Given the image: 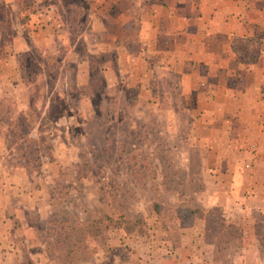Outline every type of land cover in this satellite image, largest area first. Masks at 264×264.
<instances>
[{"label": "rangeland", "instance_id": "374dc122", "mask_svg": "<svg viewBox=\"0 0 264 264\" xmlns=\"http://www.w3.org/2000/svg\"><path fill=\"white\" fill-rule=\"evenodd\" d=\"M44 1L0 7V78L22 84L1 95L0 143L13 149L9 164L28 171L27 193L42 194L26 201L16 228L0 227V264H264V193L245 190L257 149L250 118L244 137L222 136L223 106L185 98L177 75L123 67L112 45L71 40L64 58L41 27L60 19ZM74 12L61 13L73 21ZM13 31L22 32L18 52ZM25 111L28 123L8 124ZM235 167L243 174L232 186Z\"/></svg>", "mask_w": 264, "mask_h": 264}, {"label": "crops", "instance_id": "0c3cea01", "mask_svg": "<svg viewBox=\"0 0 264 264\" xmlns=\"http://www.w3.org/2000/svg\"><path fill=\"white\" fill-rule=\"evenodd\" d=\"M40 2L0 0V7L8 5L15 8ZM46 2L41 8L57 9L56 16L60 19L57 26L53 25L54 21L46 20L41 27L45 28L44 33L50 31L56 35L57 49L63 51L64 58L73 50L71 40L87 44L88 49H94L97 42L112 45L117 50V61L123 62V67L132 68L131 71L139 74L177 75L185 98L194 95L188 94L189 91L196 94L192 98L194 104L223 106L225 110L218 111L223 122L219 130L222 136L244 137L245 134L239 130H248L242 122H248L250 118V127L254 126L252 145L257 149H252L255 150L252 156L254 175L251 172L252 176H247L249 184L245 190L254 194V188L260 187L259 194L264 193L263 182L257 179L264 177V95L261 94L264 90V0H94L90 5H60V0ZM81 9L87 10L83 20H80L83 15L78 14ZM62 10L65 14L74 10L73 21H67ZM25 26L29 37L30 22ZM74 28L77 30H74L75 37L72 38ZM21 38L22 32L13 31L15 52L23 50L16 46ZM238 45H243L244 50ZM25 50H28L27 45ZM133 59L137 60L134 63L137 67L130 64ZM16 70L13 67V71ZM20 85L17 81H1L0 78V98L6 91H17ZM19 104L28 110V104L17 99L12 105ZM226 106L236 108V111L231 113ZM247 107L254 109L250 115L244 113ZM17 113L10 116L8 124L17 123L19 117L29 122L27 111L21 115ZM201 121L203 123L205 119ZM231 121L240 122L241 129H233L228 124ZM4 130L0 126V141ZM11 135L18 138L16 134ZM29 135L33 136L31 132ZM12 150L0 143V227L6 229L17 227L15 219L25 208L26 201L42 195L27 193L26 185H31L32 181L28 180L29 173L25 167L9 164ZM240 170L235 167L230 173L231 182H234L232 186L242 176L243 171ZM239 191L235 188V197Z\"/></svg>", "mask_w": 264, "mask_h": 264}, {"label": "trees", "instance_id": "16d2710c", "mask_svg": "<svg viewBox=\"0 0 264 264\" xmlns=\"http://www.w3.org/2000/svg\"><path fill=\"white\" fill-rule=\"evenodd\" d=\"M207 226H208V224H207ZM207 232H208V228H207ZM217 251V250H216Z\"/></svg>", "mask_w": 264, "mask_h": 264}]
</instances>
